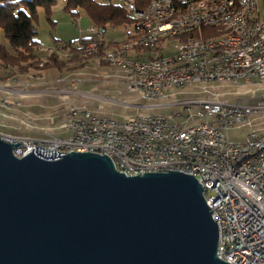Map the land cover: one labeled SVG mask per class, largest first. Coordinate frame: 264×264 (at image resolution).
I'll list each match as a JSON object with an SVG mask.
<instances>
[{"label":"water","instance_id":"obj_1","mask_svg":"<svg viewBox=\"0 0 264 264\" xmlns=\"http://www.w3.org/2000/svg\"><path fill=\"white\" fill-rule=\"evenodd\" d=\"M0 137V264H231L203 188L91 151L16 156Z\"/></svg>","mask_w":264,"mask_h":264},{"label":"built area","instance_id":"obj_2","mask_svg":"<svg viewBox=\"0 0 264 264\" xmlns=\"http://www.w3.org/2000/svg\"><path fill=\"white\" fill-rule=\"evenodd\" d=\"M97 1L108 3V0ZM115 4L132 17L137 13L127 9L122 0H115ZM154 9H161L160 3L158 7H149V14H154ZM210 12L206 10V18L196 17V20H208ZM237 19H243L242 12L238 13ZM104 31L103 27L97 28L96 37L84 45L79 44L78 49L98 46L97 40ZM61 47H47L45 51L49 54V48ZM261 47H264V40L260 44L257 61L232 73L243 77L249 73L262 74L264 55H261ZM221 53L219 57L209 58H221ZM179 56L159 57V62ZM209 67H213L209 66V59L192 62L190 56V64L181 71L147 77L146 85L131 84V87L123 89H146V86L156 85V78H167V82H170L177 78H188L189 75L203 76V70ZM133 69L144 72V68L137 63L128 64V70ZM206 78H217V75ZM65 80L59 79L57 82ZM198 89H206L205 99H186L184 108L187 112L181 121L180 132L172 131L173 122H177V111L171 114H130L126 122H115V118L111 117L110 122H100V115L85 111L81 126L67 125L65 134L54 136V142H47V137L44 142H24V135H17L19 145L13 147V152L16 156L30 151L58 156L68 151H91L110 155L118 170L131 174L164 170L190 174L201 184L206 204L217 223L218 257L231 264H264V127L260 132L237 141L227 136V132L232 130L230 122L242 124L243 115H250L251 123L255 121L257 112H260V103L264 102V94L246 103L208 97L207 88ZM161 93L163 91H157L149 96ZM192 105L196 108L193 109ZM205 110H213L214 119H205ZM98 129H110L108 144H100ZM0 137L8 142H16L10 141V134L7 133L0 132Z\"/></svg>","mask_w":264,"mask_h":264},{"label":"bare ground","instance_id":"obj_3","mask_svg":"<svg viewBox=\"0 0 264 264\" xmlns=\"http://www.w3.org/2000/svg\"><path fill=\"white\" fill-rule=\"evenodd\" d=\"M135 1L137 0H123V3L126 4V8L130 11L137 12L135 16L136 19L139 18V33H137L138 35L136 34V39L128 42H126V40L121 45H117L115 48L113 47V50L107 51L105 56L110 65L120 66V70L122 74H124L126 80V82L125 80L124 82L127 88L131 87V84L146 85L147 77H155L157 75L170 74L173 71H181L182 68H185V65L190 64V56L192 62H200L204 61V59H209V66H213L203 70V76L189 75L188 78H177L170 82H167V78H156V85L146 86V89H128L129 91H134V93L136 90L140 92L141 96L148 101L149 104H147L150 107L169 105L170 103L167 99H169L171 95L177 94V89L188 83L199 85L201 88H207V94H210V87L216 82L229 81L230 83H239L242 81L264 80V72H262V74L249 73L244 77L235 76V74L232 73V71H241L242 66H249L258 59V50H260V44L264 40V10L262 12L259 10L258 0H229L224 7L223 4L226 0H195L189 4L187 3V5L185 4L186 7L183 11L181 7V10L179 7L176 9L172 0H141L149 3L147 4L146 2V9L140 11L136 9L140 3L136 4ZM158 3H160L161 9H154V14H149V7H158ZM206 10L211 11L208 13V20H196V17L206 18ZM240 12H242L243 19H237V15ZM162 14L172 16L170 18L175 21H167L166 18H162ZM207 25L220 26L221 31L218 34H210L211 36L208 37L206 35L205 37H202L203 35L200 37L195 35L194 37L198 36L199 38L191 36V38L186 41L185 39H180L177 43V49L175 48L176 51H173L175 54H165L166 56L180 55L179 57L167 58L163 60V62H159V57L165 56L163 53L155 57L154 55H149L150 57H145V59H130V57H127V51L133 47L147 46L155 50H158V48L161 49V46L158 45L161 39H159V37H162L160 35L166 37V34H174V36H176L175 34L177 33V36L180 37L184 31ZM157 39H159V42H157ZM94 47H89V50L94 49ZM97 48L98 47H96V49ZM55 50L56 48H49V54L51 51L55 52ZM219 52H222L221 58H209L219 57ZM88 53H90V51ZM96 53L98 52L96 51ZM261 55H264V47H261ZM225 60L227 61L225 62ZM121 61L122 63H119ZM134 63H137L140 68H144V72L140 69L128 70V64ZM217 72L221 74H217ZM210 75H217V78H206L210 77ZM204 82L207 83V85H205ZM201 90L206 93V89ZM157 91H163V93L152 97L149 96V94H155ZM198 99L202 98L200 97ZM85 111L94 115H100V122H110V117L115 118V122H126L130 119V116L116 117L110 114L101 115L99 111L87 107L86 105H72L67 111L68 119L63 125L64 128L71 124L73 126H81V117L85 116ZM149 112L137 113L134 115H148ZM204 117H211V119H214V111L205 110ZM262 117L264 118V102L260 103V112H257L255 121L252 123L250 115H243L242 124L248 125L249 127L245 136H250V134L254 132L263 130L264 124L262 125ZM257 124L259 126H257ZM238 125L241 124L230 122V129ZM172 131H182V123L173 122ZM98 136H101L100 144H108L110 129H98ZM10 141H17V137L10 136ZM44 141H46V137L28 138L24 136V142ZM47 142H54V137L52 139L47 137ZM125 173L131 175L130 172Z\"/></svg>","mask_w":264,"mask_h":264},{"label":"rangeland","instance_id":"obj_4","mask_svg":"<svg viewBox=\"0 0 264 264\" xmlns=\"http://www.w3.org/2000/svg\"><path fill=\"white\" fill-rule=\"evenodd\" d=\"M108 2L115 3V0H109ZM135 2H136V4L140 3V4H138V6L136 5L137 10L144 11L146 9V6H147L146 2L147 1L137 0ZM122 3H123V0H122ZM148 3L149 2H147V4ZM257 3H258L259 10L262 12L264 10V3L260 4V0H258ZM186 5L182 6V5H175L174 4L176 9H177V7H179V8L181 7L182 11L185 9ZM139 6H140V9H139ZM61 7H62V0H58L56 2V4L52 6V13H51V17H50V20L52 22L45 18V15H44V12L42 9L38 10V22L36 23L38 33H37L36 38L39 40L41 46H47L46 44L50 45L53 43L51 34L53 36H55L57 34H64L66 36L71 35L70 39H67L68 37H65L66 40L62 39V40L67 41V42H69V41L75 42L74 40L78 37V35H79L78 25L79 24L76 25V22L72 19V16L68 12H64L63 7L62 8ZM181 8H180V10H181ZM80 14L82 15V17L84 19L82 21L83 25L85 22L90 23V19L88 18V16L85 14V12L83 10H80ZM162 15H163L162 18H164V19L166 18L167 21L174 20V19L170 18V17H172L170 15H165V14H162ZM134 17L136 18V16H134ZM167 17H169L170 20ZM138 19L139 18H137V20ZM166 20H164V21H166ZM207 26H209V25H207ZM215 26H217V25H215ZM108 27H110V28H107L108 29L107 31H111L112 30L111 28H114V25L109 24ZM201 27L202 26H199V27H197V29H199ZM218 27L221 30V27L220 26H218ZM103 28H105V27H103ZM118 29H120V28H118ZM138 29H139V27H138ZM138 29H137V33H139ZM192 29H196V27H194ZM192 29H190V30H192ZM118 31H120V30H118ZM188 31H184V32H188ZM137 35H135V36L137 37ZM175 35L176 36H174V34H172V35L166 34V37H163L164 35H160L162 37H159V39L160 38L161 39H160V43H158V45L161 46V49L158 48V50L157 49L155 50V49H151L152 47L151 48L149 47L150 49L149 50L147 49V51H148L147 53H149V54L145 55V57L147 58L149 55H152V56L154 55V57H155V56L161 55L162 53L164 55L165 54L173 55V54H175V52H173V51H176L177 43L180 39L181 40L185 39V41H186V40L191 38V36L186 37V38L178 37L177 33ZM198 36L200 37L202 35L198 34ZM198 36H196L194 38H199ZM208 36H211V35H207V37ZM136 37L129 39L126 42L134 41L136 39ZM202 37H205V36H202ZM159 39H157V42H159ZM0 42L2 44H5L8 46V42L5 38L2 30H0ZM124 42L125 41H122L120 44H118V46ZM59 44H60L59 46H61L62 43H59ZM135 46H137V45H135ZM96 47H98V46H95L94 49H91V50H89V47H87L85 49L80 48V50L83 53L89 54L91 56L85 57L79 61H74V60L71 62L67 61V63L63 67V73H62L63 75L58 74V76L55 79L56 81H58L59 79H69V78L72 79L70 83H66L65 81H63L65 83V86H63L65 88V90H60L59 86H57V88H56V86L50 85L51 83L49 84V83L43 82V83H45V86L43 85L44 91H39V92H37V94L30 91V89H32L34 80L37 79L38 75L41 76L43 74L44 69H46V68H43L42 62L39 63V67H31L26 72H23V73L19 72V73H21L20 75H18V73L11 71V70L10 71L8 70L4 74V72L2 71L3 70L2 67H0V93H2L3 91L8 92L11 90H15L13 88H16L17 86H15L14 83L15 82L18 83L19 80H21L22 85L24 83L26 85H25V88H23L24 90H22V91H20V88H19V90L16 89L17 92L20 91L22 94L21 96H23V98H32V99H37L40 97L49 98L50 100L48 101V104L50 106L46 105V110L49 109L50 111L54 112V114L56 115L55 118H51L54 114H47V112H46L45 114H43V116H40V117H38V116L37 117H29L28 119H24L23 121L15 120V118L13 116H8V112L6 110L7 107H11V108H13V107L10 105V103H7L6 101L0 99V127L2 126L1 124H3V122L5 120H7V121H10L9 124L11 126L20 125L19 128L21 127V128H25V129H34L35 131H33V132L35 135H37V137L36 136L30 137L28 135H24L28 138L50 137L52 139L54 136H59L61 134H65V128L63 125L66 123V120L68 119L67 111H68L69 107L72 105H74V106L86 105L87 107L95 109V110H97L103 114L104 113L110 114L112 116H116V114H123L120 116H126V117L130 116V114L134 115L137 113H144V112H149V111L164 112V113H168V114H171V113L177 111L178 115H177L176 120L178 123H181V121L183 120V118L187 112L186 109L184 108L185 103H186L185 102L186 99L191 98V97L197 98V99L201 97L202 99H205L206 93H204L201 89H198V88H201L199 85L188 83L185 86H182L179 89H177V94L171 95L170 98L167 99V100H169V103H170L169 105L160 106V107H164L161 109H158V107H157L158 110H155L156 107H150L148 105L149 104L148 101L146 99H144L141 96L140 92H138L137 90L134 93V91H129L128 89H123V88H127V87L125 85L126 80H125L124 74H122V71L120 70L121 69L120 66L112 65V64L110 65L107 58L105 57L107 51L113 50V48L104 51L103 53H105V54L102 53L104 56L101 55V57H102L101 58V57H97L96 51L99 53V51H98L99 49L98 48L96 49ZM134 48L135 47H133L127 51V57H130V59L136 58V57H131L129 55L131 53V50H133ZM59 49L60 48H56L55 52L54 51H51V52L56 53V54H60V53H62V51H61L62 47L60 50ZM143 49H145V48H143ZM86 51H88V52L90 51V53H88ZM51 52H50V54H52ZM151 52H152V54H151ZM38 53H39L40 57H44L45 56L44 53H46V52L45 51L41 52L39 50ZM67 54L68 53L65 52V53H63L64 56L63 55L62 56L60 55V56L63 58V57H66ZM141 54L142 53H140V56H141ZM143 56L144 55H142V57ZM145 57H143V58L145 59ZM143 58L139 57L137 59H143ZM102 59H104L105 61ZM115 67H117V68H115ZM107 68H111L113 70L111 73H109L110 71H108L107 73L111 74L110 76H111V78L113 77V80L115 81V84H117V87L116 86L113 87L111 85H108L109 86L108 87L106 82L104 81L103 75H105V73H102V72L107 70ZM42 79L44 80L45 78L42 77ZM124 80H125V82H124ZM242 82H245V83H242ZM242 82H239V83H230V82L213 83L212 86L210 87V94H212L213 96L210 94H207V96L208 97H218L219 99H222V100H229V101L240 100L241 102L250 103V102L255 101L256 98H258L262 94H264V88H262V86H264V80L242 81ZM205 85H207V83H205ZM123 90L125 93L122 92ZM214 94H215V96H214ZM107 97H111V98L107 99ZM143 101L145 102V104H144L145 106L144 105L141 106L137 103V102L142 103ZM163 101H166V100H163ZM12 104L18 107L19 101H16ZM174 106H176V107H174ZM192 108L195 109L196 106L192 105ZM120 116H116V117H120ZM204 118L205 119H211V117H204ZM41 120L47 121V124L40 123ZM262 120H263L262 121V125H263L264 124V118L263 117H262ZM192 121L193 120H190L189 122H192ZM257 126H259V125L257 124ZM231 129L232 130H229L227 132V136L229 137L230 140L237 141V140L243 139V137L247 134L249 127H248V125L241 124V125H238V126L231 128ZM34 134H32V135H34ZM10 136L17 137V135H13V134H10Z\"/></svg>","mask_w":264,"mask_h":264},{"label":"trees","instance_id":"obj_5","mask_svg":"<svg viewBox=\"0 0 264 264\" xmlns=\"http://www.w3.org/2000/svg\"><path fill=\"white\" fill-rule=\"evenodd\" d=\"M57 1L58 0H0V30L3 31L8 42V46L0 42V67H2L4 74L8 70L21 74L31 67H39L40 62H42L43 68L50 66L63 68L67 61H79L85 57L91 56L83 53L78 47L73 46L71 42H62L63 52L65 53L67 50L68 53L66 57L62 58L56 53L48 54L46 57H40L38 53V41L36 40L38 33L36 26L38 22V10L42 9L45 18L51 21L52 6L55 5ZM172 1L175 5L184 6L195 0ZM63 10L64 12H68L73 18L78 16L79 10H83L96 28L105 27L106 29L109 24L118 27L123 24L131 23L134 24L135 28L138 29L139 27V21L135 17L130 16L119 5L111 2L101 3L97 0H64ZM220 31L218 26L209 25L203 26L198 30L192 29L188 32H184L180 37H194L198 34L203 36L210 34L214 35L218 34ZM135 35L136 34L128 36V38L123 41L132 39ZM99 38L97 40L99 49L97 57H101L104 51L117 46L109 47L111 45L110 42L105 43L104 40H99ZM81 44H86V41H82ZM135 48H145L143 51L146 52H148L147 48L148 50L150 49L147 46H138Z\"/></svg>","mask_w":264,"mask_h":264},{"label":"crops","instance_id":"obj_6","mask_svg":"<svg viewBox=\"0 0 264 264\" xmlns=\"http://www.w3.org/2000/svg\"><path fill=\"white\" fill-rule=\"evenodd\" d=\"M263 3H264V0H260V4H263ZM63 5H64V0H62V7H63ZM72 19L76 22V25L79 24L78 25V30H79L78 37L74 40L75 42L69 41L72 43L73 46L78 47L79 44L82 43V41L87 42V41L92 40L96 37V34H95V32L97 30L96 26H94V24L91 22V20H90V23L85 22L83 25L82 21L84 19H83L82 15L80 14V10H79L78 16L75 18L72 17ZM107 28H110V27H107ZM107 28L105 29V31L103 32V34L99 38V40L102 39V40H104L105 43L110 42L111 45L109 47L118 45L121 41L128 38V36H132V35L136 34V31H137V28H135L134 24H132V23L131 24H123L121 26L111 28L112 29L111 31H107L108 30ZM118 28H120V29H118ZM118 30H120V31H118ZM51 36H52L53 43L50 45L46 44L47 46H41L39 40L36 38V40L38 41V49L41 52H44L45 48H47L48 46L53 47L55 45H60L59 43L67 42V41H64V40H66L65 37H68L67 39H70V37H71V35L66 36L64 34H57L55 36H53L51 34ZM62 39H64V40H62ZM61 46H62V44H61ZM63 51H64V49L62 48V53H60L59 55L62 56L64 53ZM66 52H67V50H66ZM140 53H142L141 56H140ZM147 54H149V53L143 51V49L134 48L133 50H131V53L129 55L131 57L143 58L145 56L142 57V55H147ZM151 54H152V52H151ZM44 55H45L44 57H46V55H48L47 52L44 53ZM44 71H43L44 75L43 74L41 76L38 75L37 79L34 80L32 89H30V91H32L35 94H37V92H39V91H44L43 85L45 86V83H43V82H46L49 84L51 83L50 85L56 86V88H57V86H59L60 90H65V88L63 87V86H65V83L64 82L59 83L55 80L56 77L58 76V74L63 73V68H57V67H51L50 66V67H47L46 69H44ZM108 71H110L109 73H111L113 70L111 68H107V70L102 72V73H105V75H103L104 81L106 82L107 86L111 85L113 87L114 86L117 87V84H115L113 77L111 78V76H110L111 74L107 73ZM18 75H20V74H18ZM42 77H44L45 79L43 80ZM71 80L72 79L69 78V79H67V81L65 80V82L70 83ZM14 85L17 86L16 88H13L15 90H11L8 92L3 91L2 93H0V99L6 101L7 103H10V105L13 107V108H11V107L6 108V110L8 112V116H13L15 118V120L23 121L24 119H28L29 117L43 116V114H45L46 112H47V114H54V112L50 111L49 109L46 110V105L50 106L48 104V101L50 100L49 98H46V97H40L37 99L23 98V96H21L22 94L20 91L24 90L23 88H25L26 84L24 83L22 85V81L19 80V82L18 83L15 82ZM19 88H20V91L17 92L16 89L19 90ZM122 92H124V90ZM16 101H19L18 107L12 104ZM137 103L141 106L145 104L144 101L142 103H139V102H137ZM157 107H158V109L164 108V107H160V105H158V106H156L155 110H158ZM120 115H123V114H116V116H120ZM55 117H56V115L54 114L51 118H55ZM9 123H10V121L5 120L3 122V124H1L2 126L0 127V132L7 133V134H13V135H28V136H32V137H34V136L37 137V135H35L33 132V131H35L34 129H25V128H21V127L19 128L20 125L11 126ZM40 123L47 124V121L41 120ZM32 134H34V135H32Z\"/></svg>","mask_w":264,"mask_h":264}]
</instances>
